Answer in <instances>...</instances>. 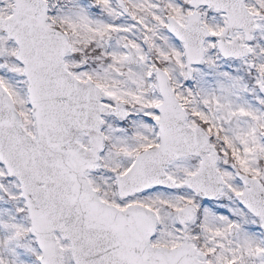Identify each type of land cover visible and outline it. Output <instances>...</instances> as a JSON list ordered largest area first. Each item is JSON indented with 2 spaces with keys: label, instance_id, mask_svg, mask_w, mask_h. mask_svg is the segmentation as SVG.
<instances>
[{
  "label": "snow or ice",
  "instance_id": "snow-or-ice-1",
  "mask_svg": "<svg viewBox=\"0 0 264 264\" xmlns=\"http://www.w3.org/2000/svg\"><path fill=\"white\" fill-rule=\"evenodd\" d=\"M0 264H264V0H0Z\"/></svg>",
  "mask_w": 264,
  "mask_h": 264
}]
</instances>
